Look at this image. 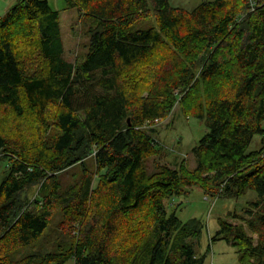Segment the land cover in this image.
Masks as SVG:
<instances>
[{"label":"trees","instance_id":"obj_1","mask_svg":"<svg viewBox=\"0 0 264 264\" xmlns=\"http://www.w3.org/2000/svg\"><path fill=\"white\" fill-rule=\"evenodd\" d=\"M64 1L90 23L75 63L47 1L19 0L0 17V264H203L201 223L168 212L194 188L258 195L246 219L220 220L211 242L234 247L238 264H264V0L192 11L168 0ZM151 17L154 27L138 29ZM177 102L208 130L192 149L196 167L148 171L161 153L155 125ZM77 165L63 191L58 176ZM56 215L66 247L13 262Z\"/></svg>","mask_w":264,"mask_h":264},{"label":"rangeland","instance_id":"obj_2","mask_svg":"<svg viewBox=\"0 0 264 264\" xmlns=\"http://www.w3.org/2000/svg\"><path fill=\"white\" fill-rule=\"evenodd\" d=\"M49 7L58 12L61 40L64 48V57L70 63L80 61L87 52L89 43L88 29L90 23L76 10H67L64 0H45ZM213 0H168L170 7L192 11L202 3ZM19 0H0V17L11 10ZM155 26L153 17L147 19L138 26V29L145 30ZM155 125V124H154ZM155 139L160 145L159 157H152L145 160L146 170L151 171L153 164L167 165L170 167L179 166L185 163L188 169L196 167V160L192 149L198 144L201 137L207 133L205 124L192 117H185L182 108L177 102L168 116L155 125ZM260 148V137L252 139L249 150L256 151ZM85 168L94 170V162L91 158L85 161ZM81 175L80 166H74L58 176L61 189L64 191L78 181ZM29 194L30 202L36 196L35 189ZM33 192V193H32ZM260 198L255 192L249 191L246 195L236 199H213L204 196L200 189L194 188L187 196L175 197L169 201L168 212H175L176 217L183 223L192 219L197 220L203 226L201 235L196 242H193L197 255L206 254L203 264H238L236 249L230 244L219 239L211 242L220 229L219 221L229 224L239 223L235 217L247 218L246 212L251 210L250 204L259 201ZM264 201V197L262 198ZM60 216L56 215L50 226L43 234L40 241L28 248L18 251L13 255V262H19L34 254L41 256L45 252L55 251L60 244L65 248L66 240L60 237L57 224ZM247 234L254 239L255 235ZM207 250L209 251L207 253ZM33 264V263H31ZM65 264H73L71 260Z\"/></svg>","mask_w":264,"mask_h":264},{"label":"built area","instance_id":"obj_3","mask_svg":"<svg viewBox=\"0 0 264 264\" xmlns=\"http://www.w3.org/2000/svg\"><path fill=\"white\" fill-rule=\"evenodd\" d=\"M155 122H157V121H155Z\"/></svg>","mask_w":264,"mask_h":264},{"label":"water","instance_id":"obj_4","mask_svg":"<svg viewBox=\"0 0 264 264\" xmlns=\"http://www.w3.org/2000/svg\"><path fill=\"white\" fill-rule=\"evenodd\" d=\"M128 124H129V122H128Z\"/></svg>","mask_w":264,"mask_h":264}]
</instances>
